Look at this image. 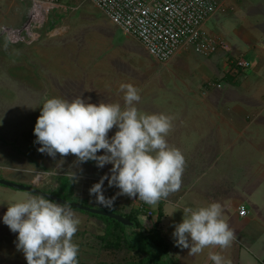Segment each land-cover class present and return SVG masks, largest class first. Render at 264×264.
<instances>
[{
    "label": "crops",
    "instance_id": "crops-1",
    "mask_svg": "<svg viewBox=\"0 0 264 264\" xmlns=\"http://www.w3.org/2000/svg\"><path fill=\"white\" fill-rule=\"evenodd\" d=\"M221 1L231 6V13L223 19L230 30L225 32L222 27V32L213 31L211 36L215 35L224 44L226 51L221 53L228 66L224 71L235 89L213 95V103L210 101L206 106L195 103L194 108L178 109L175 119L164 110L146 109L150 114L163 113L171 117L174 123L165 139L180 150L185 161L179 190L155 205L147 204L152 216L156 217L161 210V235L168 257L174 256L178 264H213L208 258L210 252H219L231 264H262L264 260V0ZM17 7L13 1L0 0V25L5 24L2 19ZM222 18L216 16L215 19ZM14 19L13 15L11 20ZM49 47V43L19 47L0 40V111L4 139L22 134L24 129L33 131L34 115L40 113L39 107L45 99L52 97L49 92L55 78L45 63L49 57L45 51ZM234 53L251 63L250 69H246L248 72H238L230 66V55ZM252 82L255 89L249 87ZM236 83H240L239 87ZM191 112L198 121L184 122V117H191ZM18 119L24 121L23 126L12 123ZM32 152L39 161L44 156L49 158L34 148ZM104 189L105 197L115 196L113 203L118 204L116 199L124 196L116 195L119 190L115 187ZM212 202L222 206L223 219L235 239L223 250L209 246L199 254L188 255L187 249L174 246V226L181 222L184 207L196 209ZM116 204L108 209L115 211ZM240 206L246 209V216L237 214ZM95 208L105 209L100 205ZM0 237L2 264L5 261L26 264L23 254L15 247L16 233L0 223Z\"/></svg>",
    "mask_w": 264,
    "mask_h": 264
},
{
    "label": "rangeland",
    "instance_id": "rangeland-1",
    "mask_svg": "<svg viewBox=\"0 0 264 264\" xmlns=\"http://www.w3.org/2000/svg\"><path fill=\"white\" fill-rule=\"evenodd\" d=\"M2 1H13L18 6V9L15 8L2 19L5 23L2 25L19 26L23 21L24 7H28V2L25 0ZM215 1L221 5V10L213 16L214 19L211 17L204 24V29L209 35H212L213 31L214 33L222 32V27L225 32L230 30L223 23V19L231 13L229 11L231 6L225 1ZM59 2L65 8L51 13L55 23L50 29H55V34L48 32L45 35L46 27H44L39 31L40 35L42 34L39 41L35 43H49L50 46L45 51L49 54L45 63L51 76L53 74L55 78L54 86L49 92L52 97L71 100L80 95L82 99L86 98L92 104L119 102L123 106V93L119 91V85L127 83L139 90L140 101L136 103L138 111L150 114L149 110L159 109L161 112L164 110L175 119L178 109L194 108L195 103L206 106L210 101L213 103L214 99L211 100L213 95H219L218 93L227 89L231 91L235 89L228 79V73L224 71L228 68L225 66L227 60H223L221 53L226 51L225 48L203 55L187 47L181 49L169 62L160 64L149 57L134 38L122 35L88 0H59ZM243 5L244 3L240 7ZM13 15L15 19L11 20ZM216 16L223 18L216 20ZM212 37L216 38L215 35ZM0 40L5 42L3 38ZM40 52L42 54L43 50ZM230 57L236 60L239 55L234 53ZM236 71L239 72V69ZM215 81L220 83L219 89H211ZM239 84L236 83V87H239ZM253 84L252 82L249 87L255 89L256 86ZM52 97L49 96V98ZM192 112L191 117H184V122L198 121ZM38 116L39 114L34 115L35 119ZM2 119L0 111V176H2L0 180L33 186L66 202L95 208L97 204L94 203V196H89L88 189L98 182L101 176L109 174L111 165L97 168L94 161L79 163L72 154L63 157L59 154L49 158L44 156V159L39 161L37 156L32 154L33 148L37 150L33 131L24 129L21 131L22 134L12 139H4ZM12 123L21 126L24 121L18 119ZM115 131V127L109 130L108 136H112ZM30 145L33 147L31 148ZM101 154L103 150L97 153V155ZM37 175L41 176L40 179L36 177ZM103 187L104 190L108 189L107 180ZM26 194L27 192L0 185V216L6 212L9 203L22 199ZM126 197L127 195L120 196L116 199L118 204L113 203V205L116 204L114 214H131L140 220H138L140 227L130 226L125 229L128 237L140 230L146 233L152 227L156 217L153 215L149 218L139 213L136 205L129 200V197ZM71 208L80 220L78 230L72 238L73 243L78 245V264H133L147 256L142 251L130 249L122 238L118 242V247L106 248L104 242L98 238L105 232L106 224L97 216ZM104 208L108 209V207ZM123 208H125L124 211H122ZM1 224L2 227L8 228ZM158 231L162 237L160 226ZM106 240L115 241L114 237L110 236ZM1 248L0 237V250ZM161 259L166 264H178L174 256L168 257L167 252L161 256ZM4 263L9 264L7 261Z\"/></svg>",
    "mask_w": 264,
    "mask_h": 264
},
{
    "label": "clouds",
    "instance_id": "clouds-1",
    "mask_svg": "<svg viewBox=\"0 0 264 264\" xmlns=\"http://www.w3.org/2000/svg\"><path fill=\"white\" fill-rule=\"evenodd\" d=\"M119 91L123 106L119 102L92 104L80 95L71 100L45 99L33 128L34 143L40 145L37 152L49 157L72 154L79 163L94 161L97 168L111 165L109 174L88 189L95 204L113 205L115 196L103 195L107 180L108 187L119 190L116 195L155 205L179 190L184 157L165 139L172 128L171 117L138 111L139 90L132 84H120ZM101 150L103 154L97 155ZM182 211L172 237L174 246L187 249L188 255L209 246L223 250L235 239L219 203ZM0 223L16 233L15 247L26 264H78V245L72 238L80 220L70 205L27 193L8 204ZM208 258L213 264H231L219 252H210Z\"/></svg>",
    "mask_w": 264,
    "mask_h": 264
},
{
    "label": "built area",
    "instance_id": "built-area-1",
    "mask_svg": "<svg viewBox=\"0 0 264 264\" xmlns=\"http://www.w3.org/2000/svg\"><path fill=\"white\" fill-rule=\"evenodd\" d=\"M25 16L17 27L0 25V37L9 43L30 46L41 37L39 31L45 28V35L55 34V29H47L51 13L64 9L59 0H25ZM100 10L107 20L122 35L134 38L146 54L160 64L169 62L181 49L191 47L198 54L208 55L224 44L209 35L204 24L213 17L221 5L215 0H88ZM55 23V21H54ZM47 29V30H46ZM52 30V31H51ZM236 70H246L250 62L243 58L229 60ZM211 87L219 89L220 84ZM40 179V175H37ZM136 210L146 217L152 216L147 204L129 198ZM240 217L246 216L244 207H237Z\"/></svg>",
    "mask_w": 264,
    "mask_h": 264
},
{
    "label": "trees",
    "instance_id": "trees-1",
    "mask_svg": "<svg viewBox=\"0 0 264 264\" xmlns=\"http://www.w3.org/2000/svg\"><path fill=\"white\" fill-rule=\"evenodd\" d=\"M104 210L110 213H114V211L109 209H104ZM89 215H94V214H89ZM94 216L99 217L100 220H102L106 224L105 232L103 233L102 236L98 237L101 242H104V246L106 248L118 247V242L120 238H122L125 240L127 246L130 249L142 251L147 255L143 259H139L137 262L133 264H166L164 261H162L161 256L167 252V245L162 239V237L159 235V231H158L159 222L162 217L161 210L157 212L156 220L153 223L150 230L146 231V233L140 230L138 233L130 237H128V235L125 233V229L127 227L119 224L118 222L110 218L99 215H94ZM123 217L132 223L131 227L133 228L140 227L137 217L135 215L125 214L123 215ZM108 236L114 237L115 241L106 240ZM135 239L136 241H134ZM149 247H151V249ZM262 264H264V260L262 261Z\"/></svg>",
    "mask_w": 264,
    "mask_h": 264
},
{
    "label": "water",
    "instance_id": "water-1",
    "mask_svg": "<svg viewBox=\"0 0 264 264\" xmlns=\"http://www.w3.org/2000/svg\"><path fill=\"white\" fill-rule=\"evenodd\" d=\"M50 25L47 27V29H49L51 26H53L54 21L52 18L49 19ZM0 185L12 188L14 190H18V191H23V192H27V193H32V194H36V195H40V196H44L45 198H48L52 201H56V202H60V203H65L70 205L71 207L77 209V210H81L84 211L86 213L89 214H94V215H99V216H103V217H107L110 218L112 220H115L116 222H118L119 224L125 226V227H130L132 225V223L130 221H128L126 218H124L121 215L118 214H114V213H110L107 211H103V210H99V209H95V208H89L86 206H81L75 203H69L66 202L58 197H55L51 194L45 193L33 186H27V185H22V184H14L8 181H4V180H0Z\"/></svg>",
    "mask_w": 264,
    "mask_h": 264
}]
</instances>
